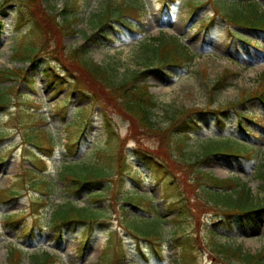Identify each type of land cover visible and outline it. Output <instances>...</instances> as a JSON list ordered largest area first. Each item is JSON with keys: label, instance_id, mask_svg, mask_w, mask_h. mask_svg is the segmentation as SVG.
I'll return each mask as SVG.
<instances>
[{"label": "rangeland", "instance_id": "374dc122", "mask_svg": "<svg viewBox=\"0 0 264 264\" xmlns=\"http://www.w3.org/2000/svg\"><path fill=\"white\" fill-rule=\"evenodd\" d=\"M28 1L30 6L25 0H0V90L10 97L0 112V190L8 189L0 200V221L5 223L3 217L12 215L18 227L4 229L0 222V264H8L9 246L25 253L21 264H35L28 255L42 252L55 256L56 264H96L101 251H106L109 264H173L174 256L183 264H238L213 252L211 233L218 242L245 253L263 250L264 188L259 173L264 104L237 102L244 92L264 84V32L227 22L226 15L237 4L139 0L143 8L127 19L129 30L109 24L107 33L98 35L91 19L105 0ZM187 1L199 9L193 10ZM250 1L264 11V0ZM46 13L59 24L73 19L75 33L53 35V20H42ZM35 22L41 25L38 33H33ZM160 33L179 37L192 60L179 68H157L146 62L140 44ZM18 43L37 47L36 58L16 62L13 52ZM74 54L119 77L143 71L162 134L133 127L135 123L119 111L115 95L85 73ZM225 70L231 73L228 86L214 90ZM177 109L212 114L198 115L192 133L175 135L165 114ZM232 140L247 144L250 155L203 156L218 142L239 145ZM182 144L183 156L177 148ZM159 152L168 163L153 159ZM79 161L87 169L102 168L106 175L79 191H69L63 166L67 169V163ZM203 174L233 179L239 192L247 189L263 206L258 220L254 215L226 216L221 206L207 205L196 186ZM11 191L15 195L7 199ZM95 193L99 195L92 199ZM128 196L141 202L126 201ZM64 198L78 207L94 202L96 209H105V217L93 225L52 227L49 215ZM132 216H157L161 239L149 242L124 231L123 217ZM176 226L180 232L174 237ZM115 231L118 235L111 234ZM119 243L124 255H118Z\"/></svg>", "mask_w": 264, "mask_h": 264}, {"label": "trees", "instance_id": "16d2710c", "mask_svg": "<svg viewBox=\"0 0 264 264\" xmlns=\"http://www.w3.org/2000/svg\"><path fill=\"white\" fill-rule=\"evenodd\" d=\"M37 0V3L39 4ZM45 3H49L50 0H44ZM211 5L216 3L224 2L226 4H237L234 10L226 15V20L229 24L248 29L255 32H264V11L260 10L256 3L250 0H209ZM27 6H30V1L25 0ZM142 5L139 0H105V4L102 10L94 15L91 19L92 29L98 33V35L106 34V27L111 25H117L128 29L131 24H126L128 18L132 19V16L140 14ZM191 6L195 7L194 3ZM196 9V8H195ZM65 13V12H64ZM52 14L46 13L42 16L44 22L53 20L55 23V30L53 35L56 37L61 33L64 35L68 33H75L73 27V19H63L60 24L54 20ZM202 23V22H200ZM203 24V23H202ZM53 25V24H52ZM199 28H201L199 26ZM206 26H203L205 29ZM41 25L39 22H35V28L33 33L39 32ZM87 40L91 39V36H85ZM32 45V44H30ZM140 51L145 55V61L148 63L155 64L157 68L161 67H172L179 68L182 64H188L192 60V56L189 55L187 49L182 44L181 40L177 37L168 36L164 33H160L153 40L149 39L143 41L140 44ZM38 54V48L29 46L27 44L22 45L18 43L16 50L13 55H16L14 60L27 61L33 60ZM80 59H76L74 54V61L80 67L82 65L85 73H88L92 77L98 78L101 83L105 86V89L113 93L117 100V107L121 113L128 116L135 124L133 127H137L144 133H160L162 134L163 128L158 125L155 120L154 110L156 109V102L152 95L149 93L148 87L145 84L144 72H136L129 77H119L111 74L106 68L98 66L90 61L84 60L82 54ZM73 56V55H72ZM231 73L227 70L223 71L220 78L217 80L214 86V90H222L228 86V77ZM1 77V76H0ZM6 79V77H4ZM10 97L6 91L0 90V112L3 111L4 107L10 104ZM259 102L264 104V84L260 83L253 91L244 92L239 98L241 106H247L248 104H254ZM219 113L227 115L220 109L217 110ZM190 112V113H189ZM188 110L177 109L175 111L166 112L165 119L171 124L169 127L172 129V133L175 135L178 133L189 134L195 128V121L198 115L209 116L212 112H205L198 114L197 112H191ZM1 137V136H0ZM1 139V138H0ZM181 139V138H180ZM179 140L181 144L182 141ZM28 140V139H27ZM177 142V141H176ZM168 145V141L164 143ZM177 146L180 144L175 143ZM36 147L40 148L38 142H35ZM50 146V144H48ZM170 145L167 146L169 148ZM176 148V147H175ZM174 148L173 152H176ZM180 154L184 155L185 145L177 147ZM173 152L170 153L172 157ZM227 156V157H242L244 155H250V151L242 145H231L229 141L224 144L216 143L215 145L209 146L203 153L205 158L214 156ZM148 158V156H146ZM154 160H162L168 163V160L160 152L153 157ZM262 160V171L259 173V178L262 180V187L264 188V155L261 156ZM73 164L67 169L62 171V176L67 178L69 181V187L67 190H81L86 185L93 181L101 180L106 173L100 167H94L87 169L82 166V162ZM83 167V168H81ZM163 168H169L167 166ZM74 169H83L85 175L75 172ZM202 183L196 184L198 191L201 192L202 197L205 199L207 205L213 208L221 206V212L226 215H238L239 217L246 215H254V219L261 216L263 206L259 201H255L250 192L247 189H242L239 192V185L233 179H217L209 174H203ZM205 184L212 188L205 187ZM195 186V187H196ZM35 187V186H34ZM50 191L53 190V186L50 183ZM12 196V192H10ZM43 193H47L44 192ZM8 194L7 189L0 190V199L4 198V195ZM97 193L92 194L91 198L97 197ZM14 196V194H13ZM126 201L131 202L132 200L141 202L140 199L132 196L125 197ZM145 201V200H143ZM105 209H96L95 203L89 201L84 207H78L76 204L70 202L67 198L63 199L62 204H56L55 208L50 213L49 225L55 228H61L63 226L85 224L93 225L101 222V218L105 217ZM149 215V214H147ZM151 216V215H150ZM11 216H5V223L3 222L4 228L16 229V220H11ZM160 220L157 216L145 217V216H132L131 218L123 217L120 227L127 233H131L146 241L152 242L155 238L161 239ZM180 232V229L174 227V237ZM113 235H118V232H112ZM209 238V243L213 248V252H216L218 256L227 259L228 262L236 261L238 264H264V249L255 253H245L237 247L222 244L216 240V236L212 233ZM160 238V239H159ZM119 250L118 255H124V251L121 243L118 244ZM8 264H21L25 253L15 246L8 247ZM33 258L35 264H56V257L50 255L47 252H42L39 255H28V259ZM110 259L106 255V251H101L96 264H109ZM184 262L177 256H174L173 264H183Z\"/></svg>", "mask_w": 264, "mask_h": 264}]
</instances>
